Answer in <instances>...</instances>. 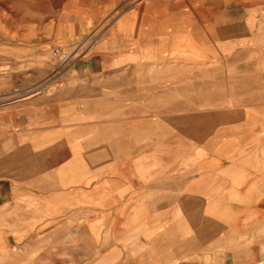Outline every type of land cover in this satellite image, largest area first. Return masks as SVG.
<instances>
[{
	"label": "crops",
	"instance_id": "obj_1",
	"mask_svg": "<svg viewBox=\"0 0 264 264\" xmlns=\"http://www.w3.org/2000/svg\"><path fill=\"white\" fill-rule=\"evenodd\" d=\"M84 27L75 40L71 36L73 41L91 31ZM108 34L105 45L77 64L65 89L19 102V109L31 107L40 113L35 119L20 115L26 134L16 138L34 141L8 157L19 167L11 172L14 183H0V218L30 213L21 199L47 196L35 194V188L46 189L49 177L66 186L61 188L65 198L82 191L83 184L72 186L67 176L72 158L79 161L85 157L91 161L89 169L97 172L106 164H101L102 159L111 163L115 147L143 155L149 149L159 151L164 138H179L177 152L186 159L198 155L203 159L185 170L192 176L173 187L186 191L183 202L152 206L178 205L193 210L185 214L193 236L203 247L226 251L230 244L223 241L230 227L211 213L215 204L209 202L206 192L237 190L248 201L245 205L253 209L248 210L251 216L247 211L233 215L234 223L246 217L254 218L259 226L264 224V0H140L118 18ZM61 39L58 36L56 40ZM57 44L44 48L48 52ZM54 68L45 64L34 70L28 85L39 83L42 73L47 77ZM18 86L17 82L2 86L0 92L13 94ZM60 105L71 111L68 124L62 112L54 119L47 113L56 112ZM81 139L86 141L81 143ZM69 144L72 152L62 157L59 149ZM132 170L123 172L131 174ZM163 184L158 182L151 192H163ZM253 190L260 192L258 199L252 196ZM146 191L141 187L133 200L117 206H147L143 202ZM91 213L81 215L92 222L98 215ZM141 214L133 220L113 214L112 223L119 226L108 231L110 238H132L131 225L144 224ZM125 224H129L127 230ZM101 232L91 234L98 238ZM193 236L188 239L195 246ZM235 237L239 235L235 233ZM112 251L114 264L129 262L128 250L119 242L113 243ZM233 254H226L225 259H235ZM251 254L254 264H264L259 261L264 256L260 248Z\"/></svg>",
	"mask_w": 264,
	"mask_h": 264
},
{
	"label": "rangeland",
	"instance_id": "obj_2",
	"mask_svg": "<svg viewBox=\"0 0 264 264\" xmlns=\"http://www.w3.org/2000/svg\"><path fill=\"white\" fill-rule=\"evenodd\" d=\"M139 1L0 0V90L2 86L15 82L19 85L16 88L18 91L13 94L0 92V169L3 170L0 183L15 182L11 172L18 169L19 164L15 165L14 160L8 157L18 147L33 144L34 141L33 138H16L26 134L25 128L21 127L20 115L29 114L35 119L40 112L31 107L19 109V102L38 94L49 96L65 89L68 84L66 79L75 71L77 64L106 44L109 29ZM84 25V31L87 27L91 31H87L81 40L77 38L73 41L71 36L75 40ZM58 36L62 37L60 41L56 40ZM51 43L58 44L47 52L44 46ZM57 50L61 52L58 56L55 55ZM62 55H66L69 61L64 63ZM45 64H52L54 70L47 77L43 72L39 83L28 85L32 83L30 78L34 70L39 71V67ZM61 106L56 112L47 113L54 119L55 114L62 112V117L67 116L68 124L71 122V111ZM29 110L32 112L28 113ZM85 141L80 140L81 143ZM179 141V138H164L165 144L159 151L149 149L143 155L123 146L115 147L111 163L102 159L101 164H106L100 165L97 172L89 169L91 161L85 157L79 161L72 158L73 164L69 165L67 176L72 180V186L79 182L85 188L65 198L61 196V188L66 186L60 185L61 180L49 177L46 189L35 188V194L47 196L21 199V204L30 213L11 215L5 220L0 218V264H114L112 245L115 242L128 250L127 264H254L251 252L260 248L264 253V224L259 226L254 218L246 217L234 223L233 215L247 211L245 214L251 216L252 212L248 210L253 209L245 205L248 201L237 190L206 192L209 202L215 204L210 208L211 213L230 227L227 239L222 240L224 244H230L226 251L203 247V243L193 236L192 224L185 217L193 210L188 211L178 205L152 206L156 202H183L186 191L173 187H179L180 180L192 176L185 170L194 168L203 159L202 155L186 159L185 155L177 152ZM135 142L138 140L135 139ZM71 152L72 144H69L68 148L66 145L61 147L58 153L64 157ZM24 164L28 168L27 163ZM127 169H133L131 174L123 172ZM158 182L164 183L163 192L152 193L151 188ZM141 187L147 190V198L143 200L147 206H117L124 200H133ZM258 193L257 190L252 191L254 199H258ZM226 203L230 205L216 206ZM92 210L98 218L88 222L89 217L81 214L86 211L92 214ZM113 214L132 220L141 214L144 224L142 227L138 223L136 227L131 225L132 238L111 239L108 231L119 226L117 222L112 223ZM128 226L125 224L126 230ZM89 230L102 232L97 238ZM235 233L239 235L238 239ZM139 235L144 237L138 238ZM192 236L195 246L188 239ZM208 250L221 254H209ZM228 253H234L235 259L226 260ZM259 261L264 263V256Z\"/></svg>",
	"mask_w": 264,
	"mask_h": 264
},
{
	"label": "built area",
	"instance_id": "obj_3",
	"mask_svg": "<svg viewBox=\"0 0 264 264\" xmlns=\"http://www.w3.org/2000/svg\"><path fill=\"white\" fill-rule=\"evenodd\" d=\"M60 54H61L60 50H57L56 53H55L56 56H58ZM62 59H63L64 63L69 61V58L66 55H62Z\"/></svg>",
	"mask_w": 264,
	"mask_h": 264
},
{
	"label": "bare ground",
	"instance_id": "obj_4",
	"mask_svg": "<svg viewBox=\"0 0 264 264\" xmlns=\"http://www.w3.org/2000/svg\"><path fill=\"white\" fill-rule=\"evenodd\" d=\"M26 100V99H25Z\"/></svg>",
	"mask_w": 264,
	"mask_h": 264
}]
</instances>
